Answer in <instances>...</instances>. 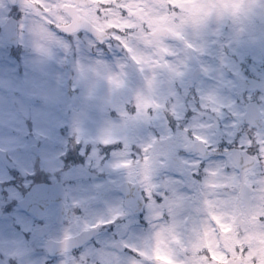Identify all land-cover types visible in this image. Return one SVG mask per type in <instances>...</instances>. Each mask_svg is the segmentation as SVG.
<instances>
[{
  "label": "rangeland",
  "instance_id": "374dc122",
  "mask_svg": "<svg viewBox=\"0 0 264 264\" xmlns=\"http://www.w3.org/2000/svg\"><path fill=\"white\" fill-rule=\"evenodd\" d=\"M104 1L108 8L102 16L101 26L138 28L145 24V28L134 30L119 45L106 43L110 51L100 59L94 60L84 53L81 64L85 69L81 71L78 54L66 57L80 74L64 64L67 61L63 48L70 51L76 44L75 48L79 50L84 44H91V40L85 37L86 42L78 40L71 45L64 44L62 38L47 27L54 18L50 15L52 10L42 12L39 28L24 36L26 44L33 46L27 63L34 68L26 65L21 74L7 61L0 64V145L6 147L3 154L0 150V170L8 164L24 175L31 171L35 157L30 149L33 143L38 144L37 155L41 156L43 166L54 168L59 165L61 160L57 158L55 143L62 126L68 128L66 133L76 134L81 151L85 150L86 143L93 145L83 171L97 156L98 142L108 145L121 138L122 151L112 150L108 158L104 157L101 169L107 176L97 173L88 179L85 175L78 184L68 185L71 203L67 211L72 215L67 224L57 227L56 211H47L44 223L51 227V235H66L98 223L96 238L104 245L97 247L90 243L85 248L90 264H96L95 261L101 264L115 261L117 264H159L161 261L167 264H221L228 253L235 254L234 244L248 245L244 254L239 252L245 258L244 264H264V224L252 216V222L234 225L231 220L238 214V209L242 210V205L236 202L235 208L230 207L220 193L221 185H226L230 176L226 164L231 165L226 157L229 134L225 107L242 87L246 86L250 94L251 89L264 86V68L258 67L264 61V27L255 22L256 17L264 20V14H260L264 9L260 13L252 11V0ZM43 2L50 3L48 0ZM168 4L184 10L185 18L180 21L178 13H169ZM3 6L4 2L0 0V21ZM50 7L55 9L56 6L52 3ZM223 13L231 14L233 18L237 16L232 22L235 21L236 27L245 26L249 34L239 39L233 25L230 30L223 27L222 21L227 16ZM108 14H114V17L105 19ZM23 22L28 23L26 18ZM159 25H167L175 33L183 34L185 42L197 50V63L203 69L197 77V105L191 77L195 65L184 51L179 50L182 46L178 43L154 39L147 34ZM211 38L220 42L221 47L215 49L214 45L207 44ZM165 50L171 52L170 57L164 56ZM85 51L89 52L87 48ZM206 53L211 54L207 56ZM246 56L253 61L251 67L246 68L248 76L243 75L244 70L239 67L246 66ZM166 72L170 77L164 75ZM18 82H25L24 90L19 89L22 97L15 91ZM74 96L80 100L79 104L73 103ZM113 109L116 114L111 113ZM237 110L235 104L234 111ZM183 118L187 122L183 128H178V120ZM47 123L50 126H44ZM117 136L119 138H115ZM194 138H202L212 147L211 156L205 157V170L208 168L209 172L197 183L192 175L199 157L182 153L183 147ZM134 141H138L139 146L133 150ZM222 142L223 149L218 152ZM134 151L136 157L132 155ZM169 156V162L164 163L163 157ZM220 164H224L222 169ZM58 171L53 169L55 176L67 177L65 171ZM5 177L0 171V180ZM232 178L236 180V174H232ZM126 179L137 180L145 188L149 201L144 219L149 220V207L152 218L148 233L131 231L136 223L132 218L115 227L116 238L136 247V259L113 248L110 244L112 233L102 228L104 220L116 218L120 214L117 211L124 210L118 187ZM167 189L171 196L167 192L164 194ZM159 197L163 199L160 203L155 201ZM218 204H222V209ZM78 206L82 213L74 210ZM165 211L167 215L163 219ZM209 215L217 217L215 228H212V216ZM195 226L197 235L193 236ZM180 232L192 238L184 237ZM37 242L43 249L44 240ZM21 246L26 247V244L21 243ZM197 250L203 253L197 254ZM42 258L41 251V261ZM35 260L39 261V257Z\"/></svg>",
  "mask_w": 264,
  "mask_h": 264
},
{
  "label": "flooded vegetation",
  "instance_id": "af4514ba",
  "mask_svg": "<svg viewBox=\"0 0 264 264\" xmlns=\"http://www.w3.org/2000/svg\"><path fill=\"white\" fill-rule=\"evenodd\" d=\"M50 3H54L57 7V11L53 10L56 19H61L60 23H68L71 21V17L64 11L63 6L69 4L72 7L75 15L79 18H88L92 20L98 26L101 25V11L105 8L104 2L98 0L97 10H91L93 5L82 6L81 3H87L88 0H78L80 4L74 2V0H48ZM3 15L2 20L0 21V59L7 58L10 55L15 56L16 46L13 45L9 39V31L6 29L7 21L13 17L16 20V28L18 32V41H21V44L25 42L24 36L30 34L35 29L37 30L41 25V6L44 3L43 0H29L27 4H16L13 5L9 0H3ZM44 6V5H43ZM30 9L29 11L25 9ZM28 12V13H27ZM94 13L93 16L91 13ZM26 18L27 24L23 22ZM237 25V24H236ZM235 25V26H236ZM234 26V27H235ZM238 29V28H237ZM236 30V28H235ZM86 34H90L86 32ZM91 36V35H90ZM92 40L95 38L91 36ZM70 39V38H69ZM164 56L170 57L171 52L168 50L163 51ZM176 55V53H174ZM2 62V60H0ZM167 73V72H166ZM169 74V72L167 73ZM262 88V87H260ZM264 88V87H263ZM246 87H242L240 94L237 97V101L241 102V111L238 114H235L233 111V97H231V104L228 109V123L230 128L231 146L229 148V153L231 148L234 146H240L246 148L249 152L257 155L259 158V163L253 167L251 170L247 171L245 174V180L253 188L251 194V207L250 212H247L246 201L240 198L239 185L235 187L236 180L232 178V174H236V168L234 165L227 167V173L230 174L227 183H226V192L227 195L231 196L236 194L237 202L242 205V210L238 209V215L243 219V222L240 225L248 224L251 221V217L263 219L264 218V145L257 144L252 142L256 134V140H264V124L261 129H257L255 126L247 125L243 122V113L246 110L247 103L250 100H257L258 105L261 109V114L263 117L264 123V91L255 92L254 95L249 98L246 96V92L243 91ZM249 116H254L253 113H250ZM237 122L240 126H243V131L241 128L238 129L239 134L246 132L247 137L251 140H241L239 142L236 137V131L234 124ZM247 128V129H246ZM242 138H245L242 137ZM170 156L165 157V162H169ZM238 175V172H237ZM70 177L73 178V171L70 173ZM197 178V176H196ZM239 179V177H238ZM21 185V184H18ZM14 185H10L6 188L0 183V264H42L35 260L36 256L41 253V248L38 240L41 238L30 236L36 227L41 225V222L35 218V216L30 213L22 210L18 205V200L23 196L25 191L19 188H12ZM16 190H21L20 193ZM54 211H57V205L52 207ZM67 215L65 212V220H67ZM253 220V219H252ZM252 222V221H251ZM236 226L239 224H235ZM27 234L31 238L30 246L23 247L21 246L22 241L25 242V237ZM57 239H60L59 234H57ZM25 250V252L22 250ZM75 251L65 253L61 256H55L52 258L50 264H84V254L80 252L78 256L74 255Z\"/></svg>",
  "mask_w": 264,
  "mask_h": 264
},
{
  "label": "water",
  "instance_id": "95a60500",
  "mask_svg": "<svg viewBox=\"0 0 264 264\" xmlns=\"http://www.w3.org/2000/svg\"><path fill=\"white\" fill-rule=\"evenodd\" d=\"M157 33H158V34H168V33H167L165 30H163V29L157 31ZM137 198H138V197H137ZM128 200L131 201V198L129 197ZM49 202H50V201H49ZM49 202H48V203H49ZM48 203H47V204H48ZM47 204H46V205H47ZM46 205H45V206H46ZM138 205H139V203L137 204V206H138ZM45 206H44V208H45ZM44 208H43V210H44ZM42 213H43V211H42ZM43 233H44V232H42L41 234H43ZM74 243H77V240H76L75 242L73 241V242H70V243H68V244L72 245V244H74ZM55 244H56V243H53V242H50V241L48 242V246H49L50 249H55V248H56V245H55ZM65 245H66V243H63V246H64V247H66ZM235 264H236V263H235Z\"/></svg>",
  "mask_w": 264,
  "mask_h": 264
}]
</instances>
